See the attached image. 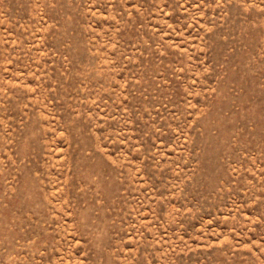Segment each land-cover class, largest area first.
<instances>
[{"label": "rangeland", "instance_id": "1", "mask_svg": "<svg viewBox=\"0 0 264 264\" xmlns=\"http://www.w3.org/2000/svg\"><path fill=\"white\" fill-rule=\"evenodd\" d=\"M0 264H264V0H0Z\"/></svg>", "mask_w": 264, "mask_h": 264}]
</instances>
